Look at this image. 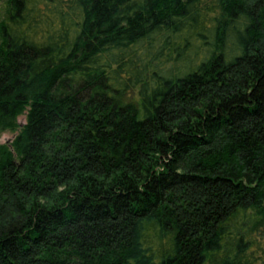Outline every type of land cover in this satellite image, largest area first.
<instances>
[{
    "label": "trees",
    "instance_id": "trees-1",
    "mask_svg": "<svg viewBox=\"0 0 264 264\" xmlns=\"http://www.w3.org/2000/svg\"><path fill=\"white\" fill-rule=\"evenodd\" d=\"M6 3L0 264H264V0Z\"/></svg>",
    "mask_w": 264,
    "mask_h": 264
},
{
    "label": "rangeland",
    "instance_id": "rangeland-1",
    "mask_svg": "<svg viewBox=\"0 0 264 264\" xmlns=\"http://www.w3.org/2000/svg\"><path fill=\"white\" fill-rule=\"evenodd\" d=\"M6 0H0V21L5 19L6 16ZM25 112L20 114L17 117V121L19 124H23L25 122ZM18 129H16L15 131H11V130H5L0 134V142L1 143H8L10 142L15 135L17 134Z\"/></svg>",
    "mask_w": 264,
    "mask_h": 264
}]
</instances>
